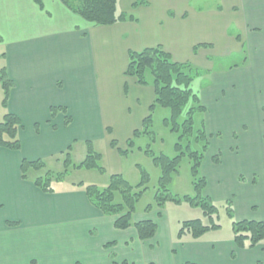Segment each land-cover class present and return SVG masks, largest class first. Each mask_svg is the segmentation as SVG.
<instances>
[{
	"label": "crops",
	"instance_id": "0c3cea01",
	"mask_svg": "<svg viewBox=\"0 0 264 264\" xmlns=\"http://www.w3.org/2000/svg\"><path fill=\"white\" fill-rule=\"evenodd\" d=\"M225 1L223 7L204 8L197 7L198 0H117V13L133 19L95 26L59 0H42L40 6L34 0H0V54L5 55L0 62L13 82L6 111L21 121L20 150L0 148V264H134V247L147 256L157 253L147 264H159L163 253L175 261L178 251L185 254L174 264L264 263L262 244L241 250L232 238L222 244L201 243L203 237L170 240L166 231L161 236L152 217L162 219L158 207L144 217L132 216L133 223L151 220L157 226L154 238L141 242L134 227L116 230L115 218L91 205L84 192L88 185L55 189L61 178L44 193L34 185L44 176L37 175L40 171L31 170L34 176L26 179L21 174L23 159L42 161L45 170L50 160L60 164L68 150L71 162L75 145L90 143L93 149L97 140L113 159L128 152L134 133H141L144 120L159 108L151 84L141 86L125 75L128 54L159 47L173 62L199 71L194 82L206 79L200 89L194 82L191 87L205 110L200 120L208 144L220 139L223 129L233 140L230 152L225 147L204 155L203 194L213 203L245 196L248 212L234 220L264 221L254 209L256 194L264 200V186L255 176L245 178L264 161V0ZM237 50L245 53L241 65L214 67V58ZM52 107L64 108L66 115L51 119ZM65 116L71 120L67 126Z\"/></svg>",
	"mask_w": 264,
	"mask_h": 264
},
{
	"label": "trees",
	"instance_id": "16d2710c",
	"mask_svg": "<svg viewBox=\"0 0 264 264\" xmlns=\"http://www.w3.org/2000/svg\"><path fill=\"white\" fill-rule=\"evenodd\" d=\"M37 5H41L42 0H34ZM63 6L72 14L77 15L84 21L95 26H111L115 23L132 20V16L117 13V0H59ZM5 58V55L0 54V61ZM2 62V61H1ZM0 62V88L2 90L1 107L5 111L0 120V148L9 151H19L21 148L18 138V131L21 127L19 118L6 111L7 102L9 99L10 90L13 87V82L9 79L6 68ZM128 77L135 78L141 86L151 84L155 91V105L160 108L168 109L170 113L169 119L164 120V124L171 127V131L178 133L180 140H186L189 144V139L193 137V116L195 114H203L205 112L200 103L198 94L192 89L193 80L200 76L201 73L194 69L190 64H180L172 61L170 55L161 48L144 49L141 52H130L128 54V66L125 72ZM154 107V106H153ZM264 113V107L262 108ZM58 113L66 115V110L61 107L50 108V117L54 118ZM152 114V112H151ZM147 117L143 122L141 133L146 134L152 123V116ZM182 123H179L181 116ZM182 120V119H181ZM70 118L65 116L64 125L70 123ZM200 128L195 133L194 140L196 143H203L201 152H191L192 158V175L195 196L193 198L185 197V200L193 207L200 208L204 216L209 221L208 225H204L201 220L185 221L181 224L178 232V239L183 236H189L193 240L200 239L202 235L208 231H215L219 226L214 223V216L217 215V207L209 197H206L203 192L206 187V180L199 175L200 166L205 152L208 149L207 135L204 130L202 121ZM141 133L135 132L133 138H137ZM114 148L116 144H111ZM133 146V141L127 143L129 150ZM176 150L181 154V145L176 144ZM189 145L187 146V151ZM69 151V150H68ZM68 151L65 153L64 165L66 168L70 165ZM119 152V155L125 154ZM183 155V154H182ZM180 155V156H182ZM180 156L169 158L165 155H160L154 158L162 167V173L158 180V188L155 193V205L161 207L167 199H170L167 189L171 179V173L176 171ZM100 155L95 153L90 143L87 144V155L84 161L74 168L99 169L103 170L99 165ZM214 163L218 164V157L213 158ZM45 168L42 161H26L21 162L22 178L26 179L27 173L30 170L41 171ZM64 173L54 174L46 171L44 176L38 177L34 181V185L44 193L51 192L52 180H60ZM243 181V178H239ZM141 182L136 186L137 190H133L121 176L112 175L110 183L104 189H98L96 186H86L84 192L91 205L101 212L104 216L114 217V228L124 231L130 227H134L137 233L138 240L148 241L154 238L157 226L151 220L132 222L134 207L136 202L147 190L145 184L148 180V175L143 174ZM253 183H255L253 181ZM82 185V184H79ZM120 193L121 202H115V194ZM176 201V200H175ZM232 203L227 201L224 204L225 211L231 221L232 241L238 249H253L258 245H264V221L242 220L235 221L233 217ZM153 206L148 205L145 212L149 213ZM8 226H13L16 223H7ZM191 264V263H184ZM264 264V263H257Z\"/></svg>",
	"mask_w": 264,
	"mask_h": 264
},
{
	"label": "rangeland",
	"instance_id": "374dc122",
	"mask_svg": "<svg viewBox=\"0 0 264 264\" xmlns=\"http://www.w3.org/2000/svg\"><path fill=\"white\" fill-rule=\"evenodd\" d=\"M194 2L195 0H191ZM197 7L204 8H213L217 5L224 6L225 0H198ZM233 29H231L232 31ZM236 35V34H235ZM244 51V50H243ZM243 51H232L230 56L227 58L221 59L219 57L214 58L212 61L214 67H232L239 66L243 63L245 58V53ZM199 77V76H198ZM196 77V78H198ZM195 78V79H196ZM206 80V79H205ZM205 80H196L194 82L193 88L195 90L200 89V87L204 86L207 82ZM2 90L0 88V120L2 115L4 114V110L1 107L2 101ZM170 113L168 109L157 108L156 111L152 115V123L149 127V130L146 134H143L136 139H134L133 146L123 155H119L120 158L118 160L113 159L109 153L105 150V146L100 141L94 142L93 151L97 154H100V158L98 161V165L103 169L102 171L96 168L93 169H85V168H74L73 164L78 165L82 162L87 155V145H75L74 150L71 154V162L68 168L64 165L65 155L60 158V164H57V161H49L45 170L37 172V175L42 176L48 170L53 172L64 173L66 169L68 171L62 177V181L58 185H54L55 189L59 188H67L71 185V183H81L84 186H96L98 189H104L110 183V178L112 174L116 171H121L120 175L130 186L133 187V190H137L136 186L142 181V175H148V180L145 186L147 190L142 194L139 200L136 202L134 207V214L136 217H144L146 214L145 209L148 205L153 206L152 211L156 210L155 205V193L158 188V180L162 173V167L154 161L155 157L160 155H165L169 158H174L176 156H180L178 161V166L175 172L171 173V179L168 183V191L170 195V199H167L164 204L159 207V210L162 214V219L157 218V214H152L156 220L159 221V233L162 236L163 232L172 240L176 239L178 236V232L180 230L181 224L185 221L196 220L199 219L204 225H208L209 221L204 216L202 210L197 207L191 206L186 200L185 197L193 198L195 196L194 186H193V175H192V158L190 157L191 152H201V147L203 143H196L194 137L195 133L200 128V119L201 116L199 114H195L193 116V137L189 139V144L186 140H180L179 134L172 132L170 125L167 126L164 124L165 119H169ZM183 118L185 116H181L179 123H182ZM221 138L220 139H211L210 144H208V151L205 152L207 158L211 156L213 151L217 152V149H226L228 150L230 140L233 141L229 136V130L223 129L221 130ZM220 135V134H219ZM217 138V134H212L210 138ZM233 137V136H231ZM208 139V136H207ZM176 144L181 145V154L176 150ZM189 145V150L187 151V146ZM228 147V148H227ZM210 152V153H209ZM228 152H230L228 150ZM224 153L226 151L224 150ZM214 155V153L212 154ZM218 157V156H217ZM63 162V163H62ZM264 161L261 163L258 161L255 163L253 174L249 177L245 176L246 179L252 178V176L256 177L260 185L264 186ZM263 164V165H262ZM207 170V167H206ZM208 172V171H207ZM35 172L28 171L27 176L32 178ZM199 175L203 177V173L201 169L199 170ZM233 189V187H230ZM237 196V195H236ZM246 197L236 198L234 202H232V210L234 213V218L242 217L248 209H246L247 199ZM238 199V200H237ZM115 202L120 203L122 198L120 193L115 194L114 198ZM176 200V201H175ZM255 204V216L259 217L264 216V200L260 195L254 196ZM236 202V203H235ZM225 202L215 203L217 207V215L214 216V223L219 226V229L215 231H208L204 235H202L201 243H211V242H220L225 244L227 241H230L232 238L231 233V221L229 220L227 213L224 208ZM248 206V204H247ZM170 238V240H171ZM184 240H188L191 238L188 236L182 237ZM165 241V240H164ZM161 246V243L159 244ZM133 262L134 264H147L152 260H149L154 257L157 253L152 252L150 256L142 251L141 253L135 252V247L133 248ZM164 252L163 249L159 250ZM158 251V252H159ZM160 252V253H161ZM136 253L138 254L135 257ZM184 251H178L177 255H174L175 261L168 260L166 258V254L158 255L159 264H174V262L179 261L182 257H184ZM262 263V262H261Z\"/></svg>",
	"mask_w": 264,
	"mask_h": 264
}]
</instances>
